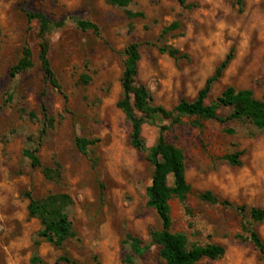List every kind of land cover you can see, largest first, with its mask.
<instances>
[{"label": "rangeland", "instance_id": "obj_1", "mask_svg": "<svg viewBox=\"0 0 264 264\" xmlns=\"http://www.w3.org/2000/svg\"><path fill=\"white\" fill-rule=\"evenodd\" d=\"M109 1L0 0V264H34L35 258L38 264H65L62 256L75 264H163L149 238L161 228L147 205L153 168L146 152L131 146V126L117 107L128 45L140 44L138 81L155 106L171 111L183 100L194 101L232 51L207 105L229 86L264 100V0H187L190 7L177 0H131L128 10L143 15L135 19ZM27 13L62 24L49 34L61 92L43 80L40 25ZM76 20L98 31L83 32ZM27 46L35 66L12 78ZM162 49L179 54L173 58ZM230 113L218 111L222 118ZM162 126L170 128L167 141L183 152L191 188L184 203L171 202L173 232L185 234L190 246L224 247L222 258L198 264H263L247 229L249 211L264 209V131L247 120L161 117L143 127L148 149ZM79 138L95 143L84 153ZM38 144L42 168H33L23 153ZM234 154H240V166L226 160ZM46 167L60 178L47 180ZM168 184L173 186L172 177ZM27 193L40 200L69 198L64 209L74 237L63 247L39 237L42 226L29 217ZM206 193L220 202L204 200ZM254 227L264 241V221ZM132 238L143 241L145 254Z\"/></svg>", "mask_w": 264, "mask_h": 264}, {"label": "trees", "instance_id": "obj_2", "mask_svg": "<svg viewBox=\"0 0 264 264\" xmlns=\"http://www.w3.org/2000/svg\"><path fill=\"white\" fill-rule=\"evenodd\" d=\"M112 5L125 9L130 19L142 17L140 13H133L128 10L131 0H110ZM182 7L187 0H177ZM241 5V0H237ZM30 21L36 20L40 25V44L37 54L39 68L43 75L44 82L60 92L61 86L56 78L50 61V40L49 34L62 24L55 23L43 13H27ZM75 24L83 32L92 31L96 33L98 28L95 24L76 20ZM162 53H167L170 57H177L179 52L174 49H162ZM125 61L121 77L122 98L117 107L122 111L126 120L131 126L130 143L131 146L142 152H146L147 161L153 168L151 184L146 190L147 205L155 211L161 228L152 231L149 235L151 245L159 248V257L163 264H198L208 260H218L225 255V249L220 245H189L188 238L183 233L173 232V219L171 215V202L178 200L184 203L191 191L185 176V159L183 152L170 144L166 139L169 127L160 128L157 143L150 149L146 147L142 136L145 125H155L158 118L179 120L182 117L206 118L217 120L221 123L229 121L247 120L258 130L264 131V100H258L251 90H237L229 86L226 87L221 96L211 105H207L213 85L223 76L225 70L233 60V51L228 54L225 61L216 69L215 74L209 78L204 87L199 91L196 99L192 102L181 101L180 104L169 111L163 107L153 105V99L149 89L138 81V65L141 59L140 44L132 43L124 51ZM35 66V57L32 49L27 46L19 62L12 67L10 74L12 78L23 74ZM46 93L43 94L45 97ZM223 108H230L231 113L222 118L218 111ZM46 112V110H44ZM46 125L49 118L46 116ZM46 133L44 127L41 131V139ZM95 142L83 138L77 139V146L81 152H86L89 146ZM40 144L36 147L28 148L24 151V157L30 162L33 168H42L39 158ZM240 154L228 156L226 160L233 166H240ZM43 174L49 181H56L60 174L50 168H43ZM169 177L173 178V186H169ZM29 201L28 213L32 219L39 220L42 230L39 237L45 242L51 243L59 248L63 247L66 241L74 237L72 222L65 212V205L69 203V198L64 195H53L45 199H36L32 193H27ZM202 198L210 203H219L220 200L211 193L202 195ZM223 203V202H222ZM227 204V203H223ZM228 205V204H227ZM244 208H242V211ZM250 221L247 229L248 239L255 249L258 250L264 264V241L255 229L264 221V209L252 208L249 211ZM132 243L138 246L140 254H145L148 250L143 246V241L132 238ZM60 262L65 264H75L68 256H62ZM34 264L39 260L35 258Z\"/></svg>", "mask_w": 264, "mask_h": 264}]
</instances>
